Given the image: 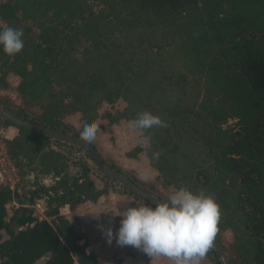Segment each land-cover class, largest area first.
Returning <instances> with one entry per match:
<instances>
[{
  "label": "trees",
  "instance_id": "16d2710c",
  "mask_svg": "<svg viewBox=\"0 0 264 264\" xmlns=\"http://www.w3.org/2000/svg\"><path fill=\"white\" fill-rule=\"evenodd\" d=\"M0 21L24 33L14 57L0 50V86L7 75L18 77L21 104L1 105L79 136L67 115L79 114L82 129L98 117L115 124L143 110L159 115L166 127L139 130L151 147L128 155L145 152L165 186L213 196L218 228L234 235L230 263L264 264V0H0ZM157 31L161 38L150 36ZM119 100L122 109L100 112ZM229 118L235 125L224 127ZM0 121L17 129L4 139L13 164L54 179L33 186L13 208L15 191L0 184V264H97L59 209L96 202L109 186H95L86 161L70 162L78 148ZM41 199L43 219L33 207ZM206 256L221 264L213 247Z\"/></svg>",
  "mask_w": 264,
  "mask_h": 264
},
{
  "label": "clouds",
  "instance_id": "9594fccd",
  "mask_svg": "<svg viewBox=\"0 0 264 264\" xmlns=\"http://www.w3.org/2000/svg\"><path fill=\"white\" fill-rule=\"evenodd\" d=\"M22 29L0 27V50L14 57L24 47ZM132 125L145 132L167 124L159 115L143 110L137 113ZM99 126L85 124L80 135L91 143ZM145 147H151V136L143 135ZM160 152H153L158 160ZM121 217L116 242L121 246H134L150 258L166 257L172 264H201L213 247L221 212L218 202L204 191L193 192L186 188L174 191L165 202L155 205L129 203L117 213ZM108 241L113 239V229L105 231Z\"/></svg>",
  "mask_w": 264,
  "mask_h": 264
},
{
  "label": "rangeland",
  "instance_id": "374dc122",
  "mask_svg": "<svg viewBox=\"0 0 264 264\" xmlns=\"http://www.w3.org/2000/svg\"><path fill=\"white\" fill-rule=\"evenodd\" d=\"M26 24H31L34 31H38L35 24L27 20L25 21ZM2 25V22L0 21V26ZM149 38V34L147 35ZM151 37H158L161 38V32L157 31L156 33L150 32ZM170 46V45H169ZM167 46V47H169ZM6 85L0 86V99L2 101H5L7 104L11 106H17L21 104L20 96L17 92L16 86L18 84V77H16L13 74H9L6 77ZM192 83L195 84V82L192 81ZM203 91L204 88H202ZM202 91V92H203ZM125 106V102L122 100L117 101L113 106L104 104L101 108L100 112H103V110L110 109L114 111L115 109H122ZM65 122L70 124L73 127V130L76 133H81L82 131V124L80 120L79 114H71L67 115L64 118ZM236 118H229L227 120V123L224 124V127L227 126H234L236 123ZM96 124L99 126V129L96 133V136L94 140L91 142L94 147L97 149V151L103 155L104 157L111 160L113 163H115L122 171L127 173L128 175L135 176L147 189H151L155 193H157L159 196H161L163 199L167 200L168 197L177 189H175L172 186H165L162 181L157 177V172L151 171V169L147 168L146 161L143 159V157L146 156L145 152L142 151L137 153L136 155V164H138L137 169H132L131 166L135 163V161H132L131 164H126L125 161L130 157V155L137 147H144L143 140L141 137V132L133 127L132 121H121L119 123L110 124L106 119H103L101 117H98L96 119ZM7 126L0 121V138L4 141V139H9L13 137L15 133H17V129L15 127H10V131L6 130L5 128ZM105 143L109 144V147L114 146L115 148V161L112 160L110 157H108L105 152H107V149L105 148ZM144 153V154H143ZM81 158L82 160L86 161L89 167L91 168V173L97 182V186L102 187L104 185H108L110 190L112 191V195H118L115 194V190L117 188V185H114L112 183H109V181L104 180L100 178L98 174L99 171L96 168L94 162L92 160H89L85 153H81L79 149L74 150L73 154L69 155V160L71 163H76L77 159ZM131 159V158H129ZM77 166V165H76ZM19 173V182L17 183V187L15 189V198L14 201L10 204V208L18 207V200L19 199H26V196L28 195V192L33 188V186H37L39 184H44L46 186H49L53 182V177L50 174L43 175L38 173V168L34 169L33 172H29L27 170V167H23L22 169L17 168ZM74 172V170L70 171ZM90 173V175H91ZM45 205V200H36L34 207L35 215L39 219L45 218L43 214V208ZM79 205V204H78ZM76 206H72L71 210H73ZM72 216V214H71ZM74 216V215H73ZM49 220V218H48ZM217 235L220 237L223 245H225L227 249V254L234 255V251L232 248V244L234 242V235L231 230H221L217 228ZM45 258L41 259L40 262H43Z\"/></svg>",
  "mask_w": 264,
  "mask_h": 264
},
{
  "label": "crops",
  "instance_id": "0c3cea01",
  "mask_svg": "<svg viewBox=\"0 0 264 264\" xmlns=\"http://www.w3.org/2000/svg\"><path fill=\"white\" fill-rule=\"evenodd\" d=\"M10 127L13 126H7L5 131H10ZM105 145L107 149L105 154L114 160L116 155L114 146L108 148L109 144L105 143ZM136 155L130 156L129 158L131 159L128 158L125 161L126 164H131L132 161H135L134 164L132 163V169L138 168ZM143 159L146 161L148 170L150 168L154 173L155 170L150 166L147 156L143 157ZM92 175L93 173L89 175L90 180L97 188H102L103 186H97L98 184L91 177ZM111 193L112 191L109 190L107 194L102 195L96 202L86 201L79 204L73 210H71L72 208L69 205L61 206L59 209L60 214L66 217L70 223L74 224L77 231L82 234L79 243L85 244L87 254L92 255L97 264H172L166 257L150 258L139 248L130 245L121 246L116 242L115 233L119 228L121 219L117 213L126 208L129 203L136 205L146 204L129 194L114 192L118 195H112ZM108 227L113 229V239L111 242L108 241L105 234ZM201 264H214V262L206 256L201 261Z\"/></svg>",
  "mask_w": 264,
  "mask_h": 264
},
{
  "label": "water",
  "instance_id": "95a60500",
  "mask_svg": "<svg viewBox=\"0 0 264 264\" xmlns=\"http://www.w3.org/2000/svg\"><path fill=\"white\" fill-rule=\"evenodd\" d=\"M0 118L9 121L10 123L16 126L31 129L34 132L45 135L53 140L78 148L81 153H85L91 158L96 168L98 169L100 175L109 178L110 180L119 184L120 186L131 192L132 194L138 196L142 200L150 203L151 205H155L156 203L159 202H165V200H162L157 196H155L154 194L149 193L146 190L139 187L136 183H134L129 177L125 176L123 173L111 169L106 164L104 158L100 155L97 149L91 143L85 142L81 138V136L76 134L65 133L60 130H56L41 124H37L29 120H25L13 114L10 110L5 108L1 104H0ZM213 248L221 264H231L223 244L218 240L216 236L214 238Z\"/></svg>",
  "mask_w": 264,
  "mask_h": 264
},
{
  "label": "built area",
  "instance_id": "2783aa9c",
  "mask_svg": "<svg viewBox=\"0 0 264 264\" xmlns=\"http://www.w3.org/2000/svg\"><path fill=\"white\" fill-rule=\"evenodd\" d=\"M18 182V169L9 157L4 141L0 138V184L15 191Z\"/></svg>",
  "mask_w": 264,
  "mask_h": 264
}]
</instances>
